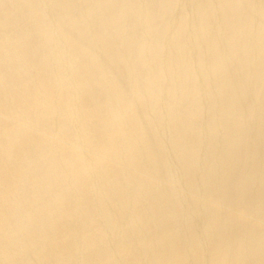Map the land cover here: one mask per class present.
Listing matches in <instances>:
<instances>
[{
    "label": "bare ground",
    "instance_id": "1",
    "mask_svg": "<svg viewBox=\"0 0 264 264\" xmlns=\"http://www.w3.org/2000/svg\"><path fill=\"white\" fill-rule=\"evenodd\" d=\"M0 264H264V0H0Z\"/></svg>",
    "mask_w": 264,
    "mask_h": 264
},
{
    "label": "rangeland",
    "instance_id": "2",
    "mask_svg": "<svg viewBox=\"0 0 264 264\" xmlns=\"http://www.w3.org/2000/svg\"><path fill=\"white\" fill-rule=\"evenodd\" d=\"M46 17H47V16H46ZM49 17H51V16L48 15L47 20H48V19H51V18H49ZM189 51H190V52L188 53V55H190V57H192L193 54H192L191 51H193V49H192V50H189ZM194 51H195V50H194ZM190 53H191L192 55H191ZM194 53H196V52H194ZM194 56H195V54H194ZM210 59L212 60V57L208 58V60H210ZM211 60H210V61H211ZM231 64H232V63H231ZM231 64H230V65H231ZM167 171H168V170H167ZM169 171H171V170H169ZM169 187H171L172 189H174V190H176V191L178 190L179 192H183V193H184V191H185L182 187H180V188L177 189L176 185H173V186H172V185H169ZM178 187H179V186H178ZM181 189H182V191H181ZM186 191H187V190H186ZM186 191H185V192H186ZM184 194H188V193H184Z\"/></svg>",
    "mask_w": 264,
    "mask_h": 264
}]
</instances>
